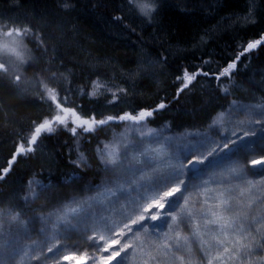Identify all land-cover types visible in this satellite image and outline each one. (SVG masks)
Wrapping results in <instances>:
<instances>
[{"label": "trees", "instance_id": "trees-1", "mask_svg": "<svg viewBox=\"0 0 264 264\" xmlns=\"http://www.w3.org/2000/svg\"><path fill=\"white\" fill-rule=\"evenodd\" d=\"M150 8L148 17L128 0H0L3 24L27 26L35 34L24 38L32 65H24L26 90L0 82V174L21 142L27 146L36 125L55 111L41 81L55 87L59 98L69 95L66 106L88 116L99 113L97 118L138 113L164 103L146 127L173 134L206 131L234 100L264 103V44L242 55L229 75L219 76L249 42L264 36V0H154ZM186 71L195 78L184 88ZM52 73L56 79L49 81ZM93 91L96 96L90 97ZM73 126L69 121L68 128L43 134L34 152L17 157L0 180L5 206L11 203L25 213L44 209L58 196L84 192L99 182L102 165L96 149L118 137L124 124L87 133L78 129L75 136L68 130ZM255 130L253 140L259 142L264 132ZM261 156L264 152L259 157L246 154L241 163L251 169V161ZM30 180L46 187L41 191L33 185L40 197L25 204L22 197L28 194ZM260 206H254L253 214ZM33 233L40 241L37 231ZM70 236L63 243L77 245L78 251L74 255L73 249L65 248L58 260L65 255L79 259L83 253L98 258L86 235ZM260 257L264 248L257 250ZM198 261L192 258V263ZM33 264L53 261L41 257ZM124 264L141 262L129 256Z\"/></svg>", "mask_w": 264, "mask_h": 264}, {"label": "snow or ice", "instance_id": "snow-or-ice-1", "mask_svg": "<svg viewBox=\"0 0 264 264\" xmlns=\"http://www.w3.org/2000/svg\"><path fill=\"white\" fill-rule=\"evenodd\" d=\"M128 2L141 15L151 17L150 5L154 0ZM30 36L35 34L29 27H8L0 21V82L7 80L21 92L29 84L24 78V65L32 66L31 57H25L21 49L24 38ZM262 44L264 36L249 42L219 76L229 75L242 55ZM184 77L186 88L195 76L186 71ZM55 79L56 73L48 77L49 81ZM177 80L183 82L181 77ZM41 83L55 111L51 118L46 117L36 125L27 146L21 142L16 148L0 180L9 173L18 156L35 151L43 134H50L60 126L68 128L69 121L74 126L68 130L74 136L78 129L94 132L105 125L124 124L126 131L113 142L97 147L105 179L89 189L94 194L73 197L58 205L54 212L38 217L0 201V264H22L25 257L33 261L44 257L45 262L50 259L53 264H61V260L72 257L65 255L58 260V253L65 248L73 249L74 255L78 251L77 245L63 243L71 238V233L86 235L88 247L98 254V258L80 254L77 264H123L128 256L139 259L141 264H160L161 258L167 264H192V238H199L202 258H207V264H235L238 260L245 264V259L246 264H264V257L257 259V250L264 248V208L253 214L255 205L264 204V156L253 159L248 170L230 163L239 152L253 151L251 138L256 136L255 129L249 127L239 136L233 132L219 139L202 137L177 145L173 137L156 129L145 130L148 118L165 108L164 103L138 113L97 118L99 113L88 116L66 106L69 95L61 99L55 87ZM93 84L95 88L101 87L97 82ZM182 91L180 88L177 95ZM88 95L94 97L96 91ZM49 109L52 111L51 105ZM235 112L244 113L249 125H259L264 132V103L240 105L235 100L230 111L221 112L210 127ZM246 140L249 142L245 143ZM258 143L264 152V137ZM28 184V194L22 197L25 204L40 197L33 185L41 191L46 187L37 180ZM37 222L39 235L43 237L40 241L32 240ZM185 230H189L187 234ZM27 240L32 243L25 245ZM51 240L55 243L47 247ZM41 245L47 248L46 252ZM213 250L216 255L211 254ZM47 253L53 255L49 257Z\"/></svg>", "mask_w": 264, "mask_h": 264}, {"label": "rangeland", "instance_id": "rangeland-1", "mask_svg": "<svg viewBox=\"0 0 264 264\" xmlns=\"http://www.w3.org/2000/svg\"><path fill=\"white\" fill-rule=\"evenodd\" d=\"M21 51L23 52L25 57H28L29 51H28V48H27V46L25 44V41H24V45H23V48L21 49ZM237 104L246 105V104L239 103V102H237ZM229 111H230V108L227 111H225V113L227 114ZM240 121H245V123L241 124ZM249 127L253 128V129L260 128V126L256 125V124L249 125L247 123V117L245 116L244 113L235 112L231 116L226 115L222 122H220L219 124H217V125H215L213 127H209L204 132L173 134V133L169 132L166 128L156 129V130L162 132V134L164 136L173 137L174 138V142L177 145H179V144L185 142V140L195 141V140L200 139L202 137H209L211 139H219L221 137V135L231 136V134L233 132H235L238 136L239 135H243V132L248 130ZM145 130H147V127H146ZM125 131H126V127L124 125L123 126V131L121 133H124ZM113 140L110 141V142H107V143H111V142H113ZM251 140H252V142L254 144L253 151L248 152L247 150H245V151L239 152L236 156H234L232 158L230 163H233V164L245 169V166L241 163V161L245 159L244 155L250 154L253 157H259L261 154H263V152H261V150H260L261 146L259 145V143L254 141L253 137L251 138ZM248 142H249L248 140L245 141V143H248ZM212 146L214 147L215 145H212ZM104 179H105V175H104V172H103V169H102L101 176L99 177V182L96 185H99ZM89 188L90 187L87 186L84 192H79L77 194L70 193V194L63 195L61 197L58 196L53 203L49 204L48 207H46L44 209L29 210V211H27L26 214L29 215V216L35 215L37 217L39 215H47L49 212H54L58 205L59 206L64 205L67 201L71 200L73 197L82 198L84 196H87V195H90V194H94L92 192H89ZM117 207H119V206H117ZM262 208H264V204H261V206L259 207V209H262ZM114 218H116V217H114ZM39 228H40V224H39V222H37L35 224V226H34V230L37 231V235L39 236L40 240H42L43 237L41 235H39ZM34 230L32 231V240H35L33 238ZM188 231L189 230H185V234H187ZM75 234H78V233H75ZM101 234H103V233H101ZM113 238H115V237H113ZM32 240L25 241V245H30L32 243ZM36 241H39V240H36ZM190 242L195 244V245H191V247H192V258L200 260L197 263H192V264H207V258L206 257L202 258L203 257V253L200 251L199 238H192V239H190ZM53 243H55L54 240H51V241L48 242L49 245H52ZM32 254L33 253L29 252V255H32ZM211 254L212 255H216L215 250H213ZM186 255H187V253H186ZM128 258H129V256L125 260H128ZM125 260H124V262H125ZM17 261H19V257L17 258ZM77 261H78V258H72V259L66 260L64 262V264H77ZM124 262H123V264H124ZM27 263H28V258L25 257L23 262H22V264H27ZM33 263H34V261H31V264H33ZM13 264H17V262H13ZM160 264H167V262L165 260H161ZM229 264H231V262H229ZM235 264H241V262L238 260V261L235 262ZM245 264H246V259H245Z\"/></svg>", "mask_w": 264, "mask_h": 264}]
</instances>
